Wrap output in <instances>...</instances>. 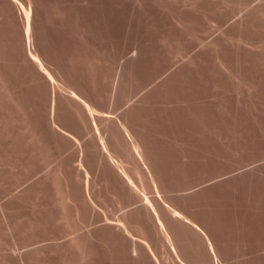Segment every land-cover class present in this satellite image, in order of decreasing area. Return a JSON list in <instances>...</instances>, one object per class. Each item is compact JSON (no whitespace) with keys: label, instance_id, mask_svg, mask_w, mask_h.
Wrapping results in <instances>:
<instances>
[{"label":"bare ground","instance_id":"6f19581e","mask_svg":"<svg viewBox=\"0 0 264 264\" xmlns=\"http://www.w3.org/2000/svg\"><path fill=\"white\" fill-rule=\"evenodd\" d=\"M75 1L0 0V196L5 195L0 202V264H163L166 258V262L172 258L173 264H221L220 260L229 259L237 240L243 243L252 234L254 224L247 216L250 226L243 221L232 238L226 229V220L232 219L226 215L222 224L215 216L228 213L229 199L218 193L214 202L207 194L179 197L189 184L184 189L179 183L189 175L192 178L195 161L201 166L210 160V143H238L249 149L248 144L258 140L253 136L255 128L264 130V0H221L226 8L219 9L222 19L218 20L228 25L206 44L201 34L212 30L208 25L213 21L200 0H135L139 12L156 5L171 15V2L182 7L172 10L173 34L163 31L155 49L136 43L134 54L122 64L115 53L114 57L96 49L99 43L96 47L91 25L89 29ZM40 6L45 28L68 27L77 36L75 53L66 51L64 60L58 57L63 66L46 50L38 27ZM241 8L247 12L232 19ZM193 41L203 44H198L200 51L171 69L188 54ZM59 153L68 157L59 159ZM53 160L54 169L36 174ZM90 174L94 187L104 186L95 194ZM262 176L263 163L227 182L238 190ZM111 199L117 209L116 202L122 204L120 210L136 207L111 218V207L113 214L108 216L98 208L99 200L106 204ZM158 250L166 254L164 260Z\"/></svg>","mask_w":264,"mask_h":264},{"label":"rangeland","instance_id":"374dc122","mask_svg":"<svg viewBox=\"0 0 264 264\" xmlns=\"http://www.w3.org/2000/svg\"><path fill=\"white\" fill-rule=\"evenodd\" d=\"M75 1V0H74ZM78 1V2H77ZM81 1V2H80ZM83 1V2H82ZM92 1V2H91ZM87 0V3H85L84 2V0H76L75 1V3L76 4H74L73 3V5L76 7V8H78V10L79 11H83L84 13H85V16H86V20H87V25H88V27H89V29H90V25H91V36H92V39H93V41H95V45H96V47H97V45H98V43H99V45H98V47L96 48L98 51H100V52H110V54H114L115 53V56H117V57H121L120 59H119V64L121 63H124L127 59H128V57H130L132 54H134V46L136 45V43H142V42H144L143 44H145V46L147 47V46H149V44L152 46H149L148 48H150V49H155L154 47H156L157 46V44H158V40L160 39L159 38V36L160 35H162V34H164L165 32H163V31H166V33L165 34H173V31H172V27H174V23H173V20H172V18L173 17H171L176 11H179L178 9H179V7H182V4L180 3V5H179V3H175L174 2V4H173V2H171V7L173 8H171V11L169 12V14H171V15H165L164 14V12H163V10L159 7V8H157L158 6H156V5H150V6H148L147 7V9L145 8L144 10H141V12H139L140 10H138V9H135L136 8V4H135V0ZM112 1H114V2H112ZM201 2H199V4H202L201 6L203 7L202 8V10L203 11H205V13H206V15H207V17L209 16L210 18V21H213V23L214 22H216L217 24H218V26H217V24H214V25H216V26H214V25H212L213 23L212 22H209L210 24L208 25L209 26V29H212V30H208L209 31V34H208V31L207 32H205L206 33V35H205V33H202L201 34V37H202V39H203V44H206V42L207 43H209L208 41H211V40H213L215 37H217V36H220L221 35V33L223 32V29H225V26H227L228 24H226L225 22H219V20L220 19H222L221 17H220V13L219 12H222L223 11V9L225 10V8H226V6L221 2V0H218V1H214V0H200ZM206 1V2H205ZM210 1H211V3H210ZM213 1V2H212ZM253 1H255V0H253ZM123 2H124V4H125V6H124V4H123ZM221 2V3H220ZM257 2V1H256ZM83 3V4H82ZM90 3V4H89ZM100 3V4H99ZM209 3V4H208ZM254 3V2H253ZM104 4V5H103ZM131 4V5H130ZM133 4V5H132ZM223 4V5H222ZM255 4V3H254ZM253 4V5H254ZM89 7H88V6ZM91 5V6H90ZM109 5V6H108ZM113 5V6H112ZM120 5V6H119ZM176 5V6H175ZM205 5H209V6H205ZM215 5V6H214ZM216 5H218L217 7H216ZM221 5V6H220ZM84 8H83V7ZM97 6V7H96ZM156 6V7H155ZM175 6V7H174ZM225 6V7H224ZM80 7V8H79ZM123 7H125V8H123ZM134 7V8H133ZM151 7V8H150ZM208 7V8H207ZM222 7V8H221ZM40 8H42V9H40L41 10V17H40V20L38 21V27L40 28V34L44 37V39H45V44H46V50H48V53L51 55L52 54V57H57V58H55V59H57L56 61H58V62H60L59 64L61 65V63H62V65L61 66H63V63H64V57H65V55H67V54H73V53H75V50H76V47H75V45L77 46L78 45V40L76 39L77 38V36H75V34L73 33L72 34V32L69 30V28L68 27H66V28H64V30H63V27H52V26H50L49 28H45L44 26H45V22L43 21V19H44V16H45V12H44V8L42 7V6H40ZM88 8V9H87ZM100 10H99V9ZM104 8V9H103ZM107 8H108V10H107ZM212 8L213 9H215L216 8V10H212ZM83 9V10H82ZM120 9V10H119ZM132 9V10H131ZM182 8H180V10H181ZM209 9V10H208ZM219 9H221V10H219ZM245 8H241L239 11H235V16L232 18V19H234V18H238V17H240V16H242V14L244 15L246 12H247V9H245ZM43 10V11H42ZM85 10V11H84ZM93 10V11H92ZM125 10V11H124ZM126 10H128V11H130V12H128V11H126ZM137 12V14L134 12ZM154 10V11H153ZM162 10V11H161ZM175 11L174 13H173V11ZM243 10V11H242ZM89 11V12H88ZM104 11V12H103ZM160 11H161V13H160ZM168 10H165V12H167ZM246 11V12H245ZM123 12H124V14H123ZM145 12V13H144ZM153 12H155V13H153ZM211 12V13H210ZM217 12V13H216ZM239 12H240V15H239ZM244 12V13H243ZM90 13V14H89ZM93 13H95V14H93ZM104 13V14H103ZM140 13V14H139ZM160 13V14H159ZM93 14V15H92ZM107 14V15H106ZM208 14H210V15H208ZM122 15V16H121ZM124 15V16H123ZM133 15V16H132ZM134 15H138V16H134ZM141 15H142V17H141ZM154 15V16H153ZM157 15H159V17H160V19L158 18V16ZM163 15V16H162ZM164 15L166 16V19H164L165 17H164ZM218 15V16H217ZM91 16H93V17H91ZM100 16V18H98ZM110 16H112V17H110ZM143 16H145V17H143ZM150 16V17H149ZM162 16V17H161ZM212 16V17H211ZM238 16V17H237ZM117 17H118V19H117ZM136 17V18H135ZM147 17V18H146ZM152 17H153V19H152ZM170 19H169V18ZM216 17H219V18H216ZM102 18V19H101ZM138 18V19H137ZM139 18H141V19H139ZM143 18V19H142ZM216 20H215V19ZM88 19H89V21H88ZM95 19V20H94ZM129 19H131V20H129ZM148 19V20H147ZM219 19V20H218ZM92 20H93V22H92ZM114 20V21H113ZM117 20V21H116ZM141 22V24H140V22ZM142 20V21H141ZM146 20V21H145ZM158 20V21H157ZM172 20V21H171ZM215 20V21H214ZM218 20V21H217ZM103 21V22H102ZM107 23H106V22ZM125 21V22H124ZM156 21V22H155ZM166 21V22H165ZM232 21V20H231ZM42 22V23H41ZM118 22H119V24H118ZM147 22V23H146ZM219 22V23H218ZM96 23V24H95ZM110 23V24H109ZM150 23V24H149ZM156 23V24H155ZM170 23V24H169ZM222 23V24H221ZM225 25H224V24ZM113 24V25H112ZM144 24V25H143ZM97 25V26H96ZM112 25V26H111ZM148 27H147V26ZM172 25V26H171ZM211 25V26H210ZM114 26H115V28H114ZM128 26V27H127ZM133 27V30H132V27ZM137 26V27H136ZM142 26V27H141ZM143 26H145V27H143ZM153 26L155 27V28H153ZM162 26V27H161ZM164 26V27H163ZM166 26V27H165ZM171 26V27H170ZM106 27V28H105ZM112 27V28H111ZM122 27V28H121ZM130 27V28H129ZM150 27V28H149ZM158 27V28H157ZM218 27V28H217ZM222 27H223V29H222ZM45 28V29H44ZM136 28V29H135ZM161 28V29H160ZM62 29V30H61ZM93 29V30H92ZM97 29V30H96ZM100 29V30H99ZM109 29H110V31H109ZM124 29V30H123ZM128 29V30H127ZM141 29V30H140ZM151 29V30H150ZM156 29V30H155ZM130 30V31H129ZM131 30H132V32H131ZM135 30V31H134ZM137 30V31H136ZM150 30V31H149ZM154 30V31H153ZM170 30H171V32H170ZM52 31V32H51ZM94 31V32H93ZM113 31H115V32H113ZM119 31V32H118ZM145 31H147V32H145ZM155 31H156V33H155ZM221 31V32H220ZM45 32H47V33H45ZM125 32V33H124ZM128 32V33H127ZM131 32V33H130ZM213 32V33H212ZM51 33V34H50ZM53 33V34H52ZM60 33V34H59ZM68 33V34H67ZM97 33H98V35H97ZM100 33V34H99ZM154 33V35H152ZM212 33V34H211ZM220 33V34H219ZM44 34V35H43ZM72 36H71V35ZM95 34V35H94ZM118 34V35H117ZM124 34V35H123ZM128 34V35H127ZM148 34V35H147ZM219 34V35H218ZM6 35V34H5ZM4 35V38L5 39H7V37H9L10 39H12L13 38V36L12 37H10V36H8V35H6L5 36ZM66 35H67V37H66ZM54 36V37H53ZM115 36V37H114ZM123 36V37H122ZM132 36V37H131ZM134 36V37H133ZM143 36V37H142ZM157 36V37H156ZM47 37V38H46ZM110 37V38H109ZM145 37V38H144ZM153 37V38H152ZM161 37V36H160ZM49 38V39H48ZM55 38V39H54ZM59 38V39H58ZM65 38V39H64ZM73 38H74V41H73ZM96 38V39H95ZM103 38V39H102ZM113 38H116V39H113ZM123 38V39H122ZM126 38V39H125ZM136 38V39H135ZM144 38V39H143ZM158 38V39H157ZM100 39V40H99ZM102 39V40H101ZM109 39V40H108ZM111 39V40H110ZM146 39V40H145ZM153 39H154V41H153ZM68 40V41H67ZM97 40H99V41H97ZM121 40H122V42H121ZM149 40V41H148ZM156 40H157V42H156ZM207 40V41H206ZM54 41H55V43H54ZM59 41V42H58ZM107 43H106V42ZM116 41H118V43L116 42ZM132 41V42H131ZM135 41V42H134ZM149 43H148V42ZM151 41V42H150ZM153 41V42H152ZM205 41V42H204ZM7 42H8V40H7ZM103 42H105V43H103ZM110 42V43H109ZM196 42V43H195ZM193 41L191 44V47H190V49H189V51L191 52H189V51H187V53L189 54H187V55H183L182 56V58L180 57V58H178L177 59V62H175V64H173L172 66V68L171 69H173L174 68V65H175V67L178 65V64H182L186 59L185 58H187V57H189V56H193V54L195 55L196 53H198L199 51H200V49H201V47H200V45H203V44H201V43H197V41ZM52 43H54L55 45H53ZM66 43V44H65ZM97 43V44H96ZM102 44V46H101V44ZM128 43V44H127ZM154 43V44H153ZM157 43V44H156ZM74 44V45H73ZM114 44V45H113ZM118 44V45H117ZM146 44H148V45H146ZM153 44V45H152ZM195 44V45H194ZM198 44H200V45H198ZM48 45V46H47ZM132 45V46H131ZM112 46H114V47H112ZM192 46H193V48H192ZM106 47V48H105ZM119 47H120V49H119ZM56 48V49H55ZM68 48H70V49H68ZM74 48H75V50H74ZM104 48V49H103ZM125 48H126V50H125ZM129 48V49H128ZM195 48V49H194ZM73 49V51H71ZM103 49V50H102ZM116 50V51H114V50ZM122 49H123V51H122ZM192 49V50H191ZM198 51H197V50ZM57 50V51H56ZM105 50V51H104ZM111 50V51H110ZM119 50H120V52H119ZM130 50V51H129ZM50 51H51V53H50ZM60 51H62V52H60ZM66 51H69V53L67 52L66 53ZM130 53H129V52ZM64 52V53H63ZM108 52V53H109ZM112 52V53H111ZM128 52V53H127ZM132 52V53H131ZM54 53H56V55H58V56H56ZM120 53V54H119ZM122 53V54H121ZM54 54V55H53ZM65 54V55H64ZM118 54H119V56H118ZM123 54H125V55H123ZM62 55V56H61ZM121 55V56H120ZM130 55V56H129ZM114 56V55H113ZM114 56V57H115ZM126 56V57H125ZM128 56V57H127ZM58 57H60V58H63V60L61 61V59L60 58H58ZM114 57H112L113 59H114ZM184 58V60H182ZM60 59V60H59ZM180 59V60H179ZM188 59V58H187ZM125 60V61H124ZM124 61V62H123ZM180 61V62H179ZM45 64H46V62H45ZM61 77H59V78H57V79H59L58 80V82H60L59 84L60 85H62V86H64V84H63V82H64V79H60ZM61 80V81H60ZM62 83V84H61ZM66 86V85H65ZM64 86V87H65ZM147 89V88H146ZM146 89H144V90H142L141 92H138V95L137 94H135L134 96H133V98L135 97L136 99H133L132 100V102H134L135 100H137L138 99V96H140L142 93H144L145 91H146ZM32 90V89H31ZM32 92L33 93H36V89H34L33 88V90H32ZM141 93V94H140ZM263 101V103H262V106L264 105V99L262 100ZM255 135H253V136H255V138H257L258 140H255L254 141V143H252V144H248V148L249 149H247V146L246 145H244V144H238V143H233V144H230V145H228V144H225V145H227V146H225V145H214V144H209L208 146H211V147H209L208 148V146H207V150H208V157H211L210 158V160H209V158H205L207 161H206V166L209 168V169H211V170H208V168L205 166V164H202V165H204V167H206V168H204L202 165L200 166L199 164H200V162H199V164H198V162L197 161H195L194 162V165H193V171H192V173H191V177L192 178H190V175L188 176V177H186L185 179H182L181 181H180V183H179V185H181V187L182 188H184L183 186H185L186 184H188V185H186L185 187L186 188H188V190L185 192V191H183V193L182 192H180V194L177 192H175L176 194H179V197L180 196H184L183 194H185V195H192V194H197V193H199L198 195H196V197H198V198H205L204 196H206V194H207V196H208V193H209V198L206 196V198L208 199V201H210V202H214L213 200H216V198H219V196H221V197H224L225 196V198L227 197L229 200H228V202H229V204H233L232 206L230 205V207L227 209L228 210V213H227V211L225 210L224 212H221V213H223V214H221V213H218V215H215L216 216V218H217V216H218V220L220 219V222H222V224L223 223H225L226 221V225L228 226V228H226L229 232H230V234H231V236H232V238L234 237V235L236 236V234H237V230H238V228L239 227H242L243 226V224H240V223H243V221L245 222V224L246 225H249L250 226V224L249 223H253L254 225H255V227H254V225H252V227H253V232H252V234L250 235H248V238H246V241L245 242H239L238 240H237V242H236V240L233 242V243H235L236 242V244L237 243H239V245L237 244H233L234 245V247H233V245H232V247H231V250H233V251H231V253H230V257H229V259H225V260H220V262H221V264L222 263H224V264H226L227 263V261L229 260H231L230 262H228L227 264H239L241 261V264H244V262L245 261H247V262H245V264H253V263H255V264H264V196L262 197V195H264V186H263V184H264V176H262L260 179H258V181L257 180H255V185L254 184H252L251 186H247V187H245V186H239L238 187V190L233 186L234 184L233 183H230V182H227V181H229L231 178H233L234 176L236 177L238 174L240 175V174H242V173H244V172H246V171H249V170H252V169H254L256 166H258V164L260 165H262V163L264 164V130L262 131V130H260V129H256L255 128ZM263 133V134H262ZM257 135H259V136H257ZM261 135V136H260ZM261 138V139H260ZM263 138V139H262ZM262 141V142H261ZM256 144V145H255ZM234 145V146H233ZM243 145V146H242ZM256 147H255V146ZM260 145V146H259ZM263 145V146H262ZM216 146V147H215ZM224 146V147H223ZM232 146V147H231ZM259 146V147H258ZM220 147V148H219ZM231 147V148H230ZM213 148V149H212ZM215 148V149H214ZM216 148H218V149H216ZM261 148V149H260ZM229 149V150H228ZM243 149V150H242ZM256 149V150H255ZM220 150H221V153H220ZM241 150V151H240ZM249 150V151H248ZM225 151V152H224ZM252 151V152H251ZM236 152V153H235ZM216 153H217V155H216ZM234 153V154H233ZM245 153V154H244ZM249 153V154H248ZM252 153V154H251ZM259 153V154H258ZM60 154V153H59ZM62 154V156L61 157H59V159L61 158H67L68 156H67V153H61ZM60 154V155H61ZM224 154V155H223ZM64 155V156H63ZM212 155V156H211ZM226 155V156H225ZM235 155V156H234ZM248 157H247V156ZM216 156V157H215ZM222 156H224V157H222ZM236 156H238V158L236 157ZM255 156V157H254ZM221 157V158H220ZM230 157V159H227V158H229ZM247 157V158H246ZM252 157V158H251ZM262 157V158H261ZM212 158H214V159H212ZM217 158H219V160L217 159ZM249 158V159H248ZM255 158V159H254ZM78 159L79 158H76L75 160H76V162H75V164L78 162L79 163V161H78ZM195 159H197V160H200L201 158H195ZM259 159H261L260 161H259ZM208 160H209V162H208ZM235 160V161H234ZM246 160H248V161H246ZM251 160V161H250ZM222 161H224V162H222ZM253 161V162H252ZM257 161V162H256ZM56 163L55 162V160H53V161H51V163L49 164H47V165H45L44 167H42V168H40L37 172H36V174L38 175V174H41V175H43V174H45V173H47L48 171H51L52 170V168L54 169L55 168V164L54 163ZM218 162V163H217ZM236 162V163H235ZM243 162V163H242ZM77 163V164H78ZM171 164H172V162H170ZM213 163H214V165H213ZM234 163V164H233ZM249 163V164H248ZM258 163V164H257ZM52 164V165H51ZM197 164V165H196ZM208 164V165H207ZM223 164V165H222ZM225 164V165H224ZM233 164V165H232ZM235 164H237V165H235ZM240 164V165H239ZM51 165V166H50ZM226 165H227V167H226ZM221 167V169H220V167ZM230 166V167H229ZM233 166V167H232ZM250 166V167H249ZM252 166V167H251ZM50 167V168H49ZM195 167L196 168H198V170L197 169H195ZM43 168H45L44 169V171L42 170ZM46 168H48V169H51V170H47ZM201 168H203V169H201ZM215 168V169H214ZM228 168V169H227ZM230 168V169H229ZM240 168V169H239ZM207 169V170H206ZM227 169V170H226ZM244 171H243V170ZM247 169V170H246ZM223 172H222V171ZM230 171V173H228L229 171ZM218 171H220V172H218ZM239 171V172H238ZM43 172V173H42ZM196 172V173H195ZM209 172V173H208ZM213 172H214V174H213ZM218 172V173H217ZM194 173H195V175H194ZM201 173V174H200ZM211 173V174H210ZM206 176H205V175ZM207 174H208V176H207ZM230 174V175H229ZM202 175V176H201ZM203 175H204V177H203ZM212 175V176H211ZM223 175V176H222ZM228 175V176H227ZM217 176V177H216ZM227 176V177H226ZM90 185L92 184V179H94L93 177L94 176H92L91 174H90ZM202 177V178H201ZM207 177V178H206ZM215 177V178H214ZM224 177V178H223ZM226 177V178H225ZM187 178H189V180H190V182H189V180L187 179ZM194 178V179H193ZM200 178V179H199ZM210 178H212V180L210 179ZM220 178V179H219ZM230 178V179H229ZM187 179V180H186ZM207 179V180H206ZM227 179H229V180H227ZM192 180V181H191ZM209 180V181H208ZM220 180V181H219ZM261 180V181H260ZM195 181V182H194ZM211 181V182H210ZM185 184H184V183ZM187 182V183H186ZM193 182V183H192ZM224 184H223V183ZM193 185H192V184ZM201 183V184H200ZM217 183V184H216ZM220 183V184H219ZM228 183V184H227ZM226 184V185H225ZM178 185V186H179ZM198 185V186H197ZM200 185V186H199ZM213 185V186H212ZM223 185V186H222ZM230 185H231V187H233V188H231L230 187ZM260 185V186H259ZM102 184L101 185H97V186H93V184L90 186V188H91V190H93V194H95L96 193V190L98 191V189H104V188H102ZM191 187V189L189 188V187ZM192 186H193V188H192ZM196 186V187H195ZM225 186V187H224ZM256 186V187H255ZM262 186V187H261ZM94 187V188H93ZM98 187H101V188H98ZM104 187V186H103ZM198 187V188H197ZM213 187V188H212ZM222 189H221V188ZM227 187V188H226ZM249 187V188H248ZM253 187H254V189H253ZM260 187V188H259ZM186 188H184V189H186ZM219 188H220V190H219ZM223 188H225V189H223ZM235 188V189H234ZM242 188L245 190V192H244V190L243 191H241L242 190ZM190 189V190H189ZM194 189V190H193ZM203 189H205V190H203ZM226 189H230L231 190V192L232 193H230V190L226 193L225 192V190ZM246 189L247 190H249V191H246ZM253 191H252V190ZM261 191H260V190ZM202 190V191H201ZM220 192H219V191ZM222 190V191H221ZM223 190H224V192H223ZM233 190V191H232ZM254 190H255V192H254ZM258 190V191H257ZM193 191V192H192ZM203 191H204V193H203ZM212 191V192H211ZM235 191V192H234ZM257 191V192H256ZM263 191V192H262ZM95 192V193H94ZM192 192V193H191ZM201 192H202V194H201ZM222 192V193H221ZM240 192H241V194H240ZM174 193V194H175ZM216 193H218L219 194V196H218V194H216ZM235 193V194H234ZM236 193H238V194H236ZM246 193V194H245ZM251 193V194H250ZM257 193H260V194H257ZM261 193H262V195H261ZM164 193H162V198H163V196L164 197H166V194H164ZM172 195V196H178V195ZM182 194V195H181ZM212 194V195H211ZM216 194V195H215ZM233 194V195H232ZM250 195V196H247V195ZM202 195H204V196H202ZM238 195V196H237ZM240 195V196H239ZM246 195V196H245ZM258 195V196H257ZM260 195V196H259ZM1 196H3V198L1 197ZM0 196V202L2 201L3 202V200H4V198H5V195H1ZM152 196V195H151ZM213 196V197H212ZM236 196H237V198H241V196H242V198L241 199H236ZM230 197V198H229ZM233 197V198H232ZM245 197H247V198H245ZM249 197V198H248ZM254 197V198H253ZM261 197V199H259ZM243 198H244V200H243ZM251 198H253V200L251 199ZM256 198H258V200L256 199ZM262 198H263V200H262ZM236 199V200H235ZM251 199V200H250ZM112 200V199H111ZM111 200H109V202H106V204H104L105 202H102V201H98V208H99V210L101 211V208L103 209V214H104V211L106 212V216H108L109 214L108 213H110V214H113V216L112 215H109L111 218H114V216H115V214H116V216H118V215H120V214H118L119 212L118 211H122V213H123V211L125 210V208H126V210L128 211L129 209L131 210V209H133V208H135L136 206H133L132 208H129V207H125L124 205L121 207V208H124V209H121L120 210V206L122 205V204H119V203H117L116 202V204L117 205H120L119 207H118V209H117V206L116 205H114L115 204V201H111ZM212 200V201H211ZM232 200H234V201H232ZM238 200V201H237ZM241 200V201H240ZM247 200H249V202H245V201H247ZM244 201V202H243ZM250 201H251V204H250ZM262 203H261V202ZM1 202V203H2ZM112 204H111V203ZM233 202V203H232ZM239 202H241L240 204H239ZM255 202V203H254ZM259 204H258V203ZM0 203V204H1ZM235 203H237V204H239L238 206H237V204H235ZM246 203V204H245ZM250 205H249V204ZM99 205H101V206H103V207H101V206H99ZM116 206L114 209H113V207L112 206ZM245 205V206H244ZM106 206H108V207H106ZM248 206V207H247ZM249 206H252V207H249ZM110 207L112 208V210L114 211H112L111 209H110ZM232 207V208H231ZM236 207V208H235ZM239 207V208H238ZM241 207V208H240ZM253 207H255L254 209H252V211H251V208H253ZM105 208V209H104ZM106 208H108V209H106ZM128 208V209H127ZM231 208V209H230ZM240 210H238V209ZM258 208V209H257ZM243 209H247V210H243ZM257 209V210H256ZM109 210V211H108ZM117 210V211H116ZM125 210V211H126ZM232 210V211H231ZM241 210L244 212V213H242L241 212ZM124 211V212H125ZM252 212V213H250V212ZM102 212V211H101ZM111 212H113V213H111ZM116 212V213H115ZM230 212H231V214H232V216H231V214H230ZM227 213V214H226ZM234 213V214H233ZM236 213V214H235ZM240 213V214H239ZM248 213V214H247ZM256 213V214H255ZM225 214V215H224ZM246 214V215H245ZM255 214V215H254ZM261 214V215H260ZM224 215V216H223ZM226 215H228L229 216V218L230 219H232V220H224V218H227V216ZM236 215V216H235ZM251 215H252V217H251ZM115 216V218H117ZM220 216V217H219ZM221 216H222V219H221ZM236 218H235V217ZM242 216H243V219H242ZM247 216H248V218H250L249 220H251V221H249V220H247ZM255 216V217H254ZM241 217V219H238V218H240ZM246 217V219H244ZM255 218V219H254ZM237 220V223H238V221H239V223L237 224V223H235L236 222V220ZM253 219V220H252ZM222 220V221H221ZM241 220H242V222H241ZM254 220H256V221H254ZM234 222V224H233V222ZM248 221H249V223H248ZM258 221V222H257ZM237 224V225H236ZM259 225V226H258ZM232 226V227H231ZM234 226H235V228H234ZM257 226V227H256ZM236 227H238V228H236ZM261 227V228H260ZM249 228V227H248ZM230 229H231V231H230ZM234 230H235V232H236V234H235V232H234ZM232 232H234V233H232ZM259 232H261V233H259ZM259 233V234H258ZM262 234V235H261ZM258 235V236H257ZM261 235V236H260ZM253 237V239H250L249 240V238H252ZM135 238H139L138 236H136ZM236 238V237H235ZM234 238V239H235ZM255 238V239H254ZM257 238H258V240H257ZM252 242H255V245H254V243H252ZM246 244V245H245ZM256 244L258 245V246H256ZM240 246H246V250H245V248L243 247V249H242V247H240ZM248 246V247H247ZM237 247H239L238 249H237ZM255 247H257V248H255ZM260 247V248H259ZM263 247V248H262ZM258 249V251L256 252V250ZM165 250H169V249H165ZM164 250V251H165ZM237 250L239 251V250H241V252L239 251V252H237ZM245 250V251H244ZM256 252V253H252V252ZM166 252V251H165ZM168 252H170V251H168ZM162 254V256H159V255H161ZM237 253V254H236ZM242 253V254H241ZM244 253L246 254V255H244ZM251 253V254H250ZM260 253V254H259ZM256 254V255H255ZM263 254V255H262ZM236 255V256H235ZM244 256V258L242 257V256ZM260 255V256H259ZM158 256L160 257V259L161 260H164L167 256H166V254H163V252L162 251H159L158 250ZM166 256V257H165ZM233 256H235V257H233ZM164 257V259H162V258ZM241 258L243 259V260H241ZM263 258V259H262ZM234 259V260H233ZM238 259V260H237ZM252 259H254L253 261H252ZM257 259V260H256ZM262 259V260H261ZM166 260H167V258H166ZM166 260L165 261H161L163 264H173V262L172 263H169L171 260H172V258H171V260H169V262H166ZM174 260V259H173ZM245 260V261H244ZM251 260V261H250ZM175 261V260H174ZM223 261V262H222ZM234 261V262H233ZM244 261V262H243ZM257 261V262H256ZM152 262V261H151ZM239 262V263H238ZM259 262V263H258ZM262 262V263H261ZM150 263V262H149ZM122 264H126V263H122ZM150 264H152V263H150ZM174 264H176V261L174 262Z\"/></svg>","mask_w":264,"mask_h":264}]
</instances>
